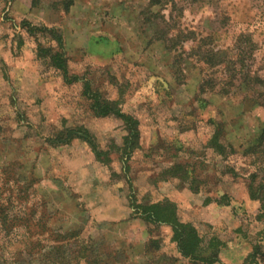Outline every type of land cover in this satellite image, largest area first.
Here are the masks:
<instances>
[{
  "label": "rangeland",
  "instance_id": "rangeland-1",
  "mask_svg": "<svg viewBox=\"0 0 264 264\" xmlns=\"http://www.w3.org/2000/svg\"><path fill=\"white\" fill-rule=\"evenodd\" d=\"M22 22L59 32L69 74L80 82H63L37 53L38 44L55 49L56 43L29 36ZM241 34L264 45V0H0V164L13 151L34 165L38 196L46 194L60 212L54 228L76 226L80 240L96 242L95 259L113 252L95 264H190L169 227L143 221L144 207L164 202L202 237L199 256L214 237L223 243L214 264H245L254 244L264 246L260 203L248 193L256 173L252 190L264 198V152L242 150L264 127V109L236 90L235 70L261 65L247 43L236 50ZM83 80L138 120L139 148L128 162L123 123L95 117ZM80 127L102 162L78 139L48 146L57 132ZM218 127L225 157L210 146ZM172 167L175 178L165 172ZM150 239L158 251L146 252Z\"/></svg>",
  "mask_w": 264,
  "mask_h": 264
},
{
  "label": "trees",
  "instance_id": "trees-1",
  "mask_svg": "<svg viewBox=\"0 0 264 264\" xmlns=\"http://www.w3.org/2000/svg\"><path fill=\"white\" fill-rule=\"evenodd\" d=\"M22 24L27 25L25 31L29 36L47 35L51 41L56 43L55 49L52 47L44 49L38 44L37 53L40 57L49 58L51 67L61 73L63 82L66 85L80 82L79 77L69 74L63 40L59 32L54 27L32 26L27 22H22ZM249 38L251 37L248 34L239 35L236 38L235 48L239 49L236 44L247 43L250 57L254 61L253 56L260 54L258 56H261L259 63L261 65L255 70H247L245 73L241 68H238V71L235 70L238 73H235L233 78L238 77L241 81L236 86V90H241L246 94L245 102L252 103V107L264 109V53H261L264 45L253 43ZM222 55L223 52H220L214 56L221 57ZM234 56L237 58L240 54L236 52ZM205 59L208 61V58ZM240 63L243 62L240 60ZM82 86V95L89 101L90 110L95 117L113 116L123 123L127 134L124 139L122 159L128 162L133 151L139 148L138 120L125 113L118 104L105 100L97 90L92 89L87 80L82 81ZM223 93L227 96V92ZM219 137L220 127L213 134L210 146L219 156L225 157V146L219 142ZM76 139L86 143L95 153L97 160L102 162L103 154L97 151L92 135L85 128L63 129L53 137L47 138L46 142L49 147H59L68 145ZM9 140L12 143L16 142L14 138H9ZM262 145L263 147H261ZM228 147L231 149V146ZM231 151L235 153L233 150ZM263 152L264 127L257 134L253 143L242 150V155L259 156ZM10 155V158L0 164V264H95V262L111 259L113 252L107 250L102 253V256L95 259L93 243L96 242H92L93 240L90 238L80 240L81 232L76 226H68L64 232L60 227L54 228L55 217L57 218L60 212L58 208L52 210V203L46 194L38 196L39 179L35 173L34 165L27 164L13 151L10 152ZM259 163L264 164V160ZM173 168L165 170L169 178H175L178 175V173L172 172ZM180 168V173H186L185 168ZM190 174L191 172H187L186 176L189 177ZM256 177V173L250 176L251 184L248 185V193L251 200L260 203L257 220L264 223V198L255 196L252 190V183ZM4 189L8 190L10 194L4 195ZM218 204L222 203L218 202ZM143 214L146 215V217L142 216L144 217L143 221L148 225L156 227L164 225L171 229V241L175 243L178 254L187 259L190 264H214L217 262L218 253L223 248V243L214 237L210 238L205 245L207 254L199 256L198 253L203 248V239L191 224H184L178 220L174 205L168 202L153 204L144 207ZM119 248H122L121 244ZM149 249L158 251L156 240L150 239L148 244H145L146 252H151ZM121 253L125 252L122 250ZM25 257L30 260L29 263L25 261L23 263ZM129 260H118L115 263H130ZM244 261L245 264H264L263 244L261 242L254 244L251 253Z\"/></svg>",
  "mask_w": 264,
  "mask_h": 264
}]
</instances>
